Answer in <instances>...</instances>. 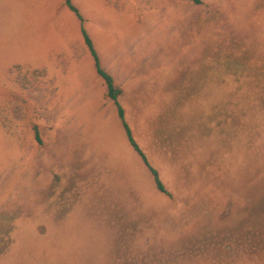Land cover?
Segmentation results:
<instances>
[{"label":"rangeland","instance_id":"rangeland-1","mask_svg":"<svg viewBox=\"0 0 264 264\" xmlns=\"http://www.w3.org/2000/svg\"><path fill=\"white\" fill-rule=\"evenodd\" d=\"M70 2L167 195L64 0H0V264H264V0Z\"/></svg>","mask_w":264,"mask_h":264},{"label":"trees","instance_id":"trees-1","mask_svg":"<svg viewBox=\"0 0 264 264\" xmlns=\"http://www.w3.org/2000/svg\"><path fill=\"white\" fill-rule=\"evenodd\" d=\"M189 1H191L193 4L199 3V0H189ZM64 6L69 12H71L74 15V17L78 21L79 34H80V37L82 39V43H83L88 55L90 56V58L92 60L94 73L102 81V83L104 85V91H105L104 96H105V98L108 99L113 104V106L115 108L116 116L120 122V125L122 127V130H123V133H124V136L126 138L128 145L131 147L133 152L139 157L142 164L148 170V172L152 178V182H153L155 190L161 194L167 195V192L165 191L162 183L160 182V180L158 178L157 172L152 167L149 166L144 154L141 152V150L139 149V147L137 146L136 142L134 141V139L131 135V131H130L128 125L126 124L125 120H124L123 109L121 108V106L118 102L120 90L113 85L111 76L105 70H103L101 68V66L99 64L98 56H97V54L93 48L92 42H91L90 38L88 37L87 33L85 32V30L82 26V19H81L79 13L77 12V9L71 4L70 0H64ZM34 138L38 142L37 133H36L35 129H34Z\"/></svg>","mask_w":264,"mask_h":264}]
</instances>
